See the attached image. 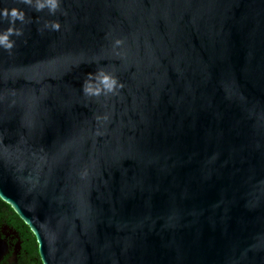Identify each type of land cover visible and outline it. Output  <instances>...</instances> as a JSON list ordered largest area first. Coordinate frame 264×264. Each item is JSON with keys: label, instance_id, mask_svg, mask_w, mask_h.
Returning <instances> with one entry per match:
<instances>
[{"label": "water", "instance_id": "1", "mask_svg": "<svg viewBox=\"0 0 264 264\" xmlns=\"http://www.w3.org/2000/svg\"><path fill=\"white\" fill-rule=\"evenodd\" d=\"M13 6L0 198L43 264H264V0ZM100 66L124 86L87 97Z\"/></svg>", "mask_w": 264, "mask_h": 264}, {"label": "clouds", "instance_id": "2", "mask_svg": "<svg viewBox=\"0 0 264 264\" xmlns=\"http://www.w3.org/2000/svg\"><path fill=\"white\" fill-rule=\"evenodd\" d=\"M24 2L34 6L36 11H42L47 8L52 14L56 13L61 4V0H24ZM0 16L8 18L10 21L9 27L0 30V48H3L11 54L16 44L13 37L21 36L23 34L22 29L15 26L16 21L23 22L26 13L24 9L19 7H4L0 9ZM46 27H50L54 31H59L61 24L57 20L47 24ZM122 44L123 40L121 38L115 39L114 47ZM123 86V82L119 80L114 72L109 71L105 66H100L96 71L88 72L85 75L82 83V93L87 97H99L101 95L107 96L108 94L116 95L118 94L119 89L123 88ZM97 119H107V116H98Z\"/></svg>", "mask_w": 264, "mask_h": 264}, {"label": "flooded vegetation", "instance_id": "3", "mask_svg": "<svg viewBox=\"0 0 264 264\" xmlns=\"http://www.w3.org/2000/svg\"><path fill=\"white\" fill-rule=\"evenodd\" d=\"M35 238L32 230L0 202V264H43Z\"/></svg>", "mask_w": 264, "mask_h": 264}, {"label": "trees", "instance_id": "4", "mask_svg": "<svg viewBox=\"0 0 264 264\" xmlns=\"http://www.w3.org/2000/svg\"><path fill=\"white\" fill-rule=\"evenodd\" d=\"M0 202H2L6 207H8L13 212L14 216L17 217V219H19L23 224H25V226L28 229H30V227L20 218V216L14 211V209L11 207L10 204H8L7 202L3 201L1 198H0Z\"/></svg>", "mask_w": 264, "mask_h": 264}]
</instances>
